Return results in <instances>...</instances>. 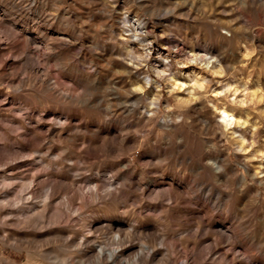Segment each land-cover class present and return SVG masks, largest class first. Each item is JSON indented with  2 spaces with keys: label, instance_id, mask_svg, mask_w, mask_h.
Wrapping results in <instances>:
<instances>
[{
  "label": "rangeland",
  "instance_id": "obj_1",
  "mask_svg": "<svg viewBox=\"0 0 264 264\" xmlns=\"http://www.w3.org/2000/svg\"><path fill=\"white\" fill-rule=\"evenodd\" d=\"M0 264H264V0H0Z\"/></svg>",
  "mask_w": 264,
  "mask_h": 264
},
{
  "label": "bare ground",
  "instance_id": "obj_2",
  "mask_svg": "<svg viewBox=\"0 0 264 264\" xmlns=\"http://www.w3.org/2000/svg\"><path fill=\"white\" fill-rule=\"evenodd\" d=\"M221 114L224 115V120L229 125L234 121L233 115L226 110H222Z\"/></svg>",
  "mask_w": 264,
  "mask_h": 264
}]
</instances>
